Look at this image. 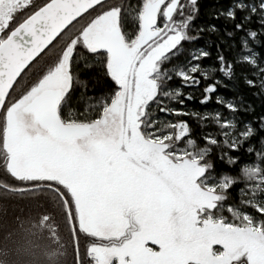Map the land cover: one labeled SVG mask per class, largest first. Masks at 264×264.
Segmentation results:
<instances>
[{"label":"snow or ice","instance_id":"obj_1","mask_svg":"<svg viewBox=\"0 0 264 264\" xmlns=\"http://www.w3.org/2000/svg\"><path fill=\"white\" fill-rule=\"evenodd\" d=\"M204 8L0 0V190L75 264H264V0Z\"/></svg>","mask_w":264,"mask_h":264},{"label":"trees","instance_id":"obj_2","mask_svg":"<svg viewBox=\"0 0 264 264\" xmlns=\"http://www.w3.org/2000/svg\"><path fill=\"white\" fill-rule=\"evenodd\" d=\"M111 3L112 0H109ZM206 11L210 7H216L221 3H226L227 0H202ZM260 50V49H258ZM240 68H237V72ZM222 92H226L227 95H231L225 89H221ZM255 89H245L247 98L253 101L257 107L264 104V97H255L251 95V92ZM1 179V178H0ZM45 212L50 213L52 221L60 224L59 235L67 244V256L62 258L59 264H75V254L67 227H63V216L60 213L59 207L47 198H43L40 195L37 197L22 198L17 194L5 195L0 190V262L3 264H52L48 259L45 248L47 241H40V247L34 249L33 252H24L21 250L19 253L17 248L22 249L23 232L21 230V222H24V227L28 226V221L31 219H38L40 215ZM12 233L11 237L8 236ZM81 239V238H80ZM80 251L81 249L80 240ZM4 252H8L5 255Z\"/></svg>","mask_w":264,"mask_h":264},{"label":"flooded vegetation","instance_id":"obj_3","mask_svg":"<svg viewBox=\"0 0 264 264\" xmlns=\"http://www.w3.org/2000/svg\"><path fill=\"white\" fill-rule=\"evenodd\" d=\"M0 178L1 179H5V180H8L10 183H17L15 180H13V178H11L10 176H5L3 173H2V171H0ZM38 195H40L39 193H37L36 194V196L35 197H37ZM53 222V221H52ZM55 223V222H54ZM55 224H58V223H55ZM59 225V227H60V224H58ZM64 228L65 227H67V225L65 224V226H64V224L62 225ZM67 229H68V227H67ZM81 239V249H82V252H83V257H84V260H85V262H86V264H87V262H88V260H89V258L85 255V250H86V246L88 245V240H85V238L83 237V236H81L80 237Z\"/></svg>","mask_w":264,"mask_h":264},{"label":"rangeland","instance_id":"obj_4","mask_svg":"<svg viewBox=\"0 0 264 264\" xmlns=\"http://www.w3.org/2000/svg\"><path fill=\"white\" fill-rule=\"evenodd\" d=\"M90 243V241L88 242V244Z\"/></svg>","mask_w":264,"mask_h":264}]
</instances>
